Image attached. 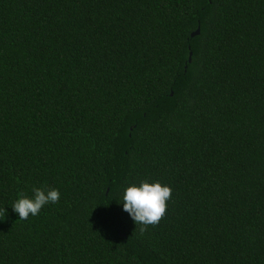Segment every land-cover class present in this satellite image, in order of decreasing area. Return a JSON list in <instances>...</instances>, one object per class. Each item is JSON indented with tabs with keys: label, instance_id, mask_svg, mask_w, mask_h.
Masks as SVG:
<instances>
[{
	"label": "trees",
	"instance_id": "trees-1",
	"mask_svg": "<svg viewBox=\"0 0 264 264\" xmlns=\"http://www.w3.org/2000/svg\"><path fill=\"white\" fill-rule=\"evenodd\" d=\"M0 264H264V0H0Z\"/></svg>",
	"mask_w": 264,
	"mask_h": 264
},
{
	"label": "clouds",
	"instance_id": "clouds-1",
	"mask_svg": "<svg viewBox=\"0 0 264 264\" xmlns=\"http://www.w3.org/2000/svg\"><path fill=\"white\" fill-rule=\"evenodd\" d=\"M33 193L32 197L19 194L11 206L20 220H27L30 215H38L45 205L55 204L61 198V192L57 188H35ZM171 194V187L160 181L143 180L138 184L132 183L124 189L122 210L128 213L135 224L156 225L165 214L166 202ZM2 211L7 212V208Z\"/></svg>",
	"mask_w": 264,
	"mask_h": 264
},
{
	"label": "water",
	"instance_id": "water-1",
	"mask_svg": "<svg viewBox=\"0 0 264 264\" xmlns=\"http://www.w3.org/2000/svg\"><path fill=\"white\" fill-rule=\"evenodd\" d=\"M200 35H201V28H198V30L192 34V38L198 37ZM192 62H193V53L191 52L189 63Z\"/></svg>",
	"mask_w": 264,
	"mask_h": 264
}]
</instances>
